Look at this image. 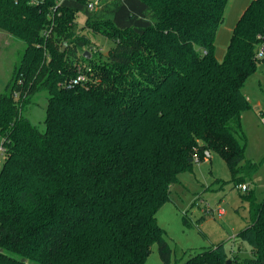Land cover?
Instances as JSON below:
<instances>
[{"label":"trees","instance_id":"obj_1","mask_svg":"<svg viewBox=\"0 0 264 264\" xmlns=\"http://www.w3.org/2000/svg\"><path fill=\"white\" fill-rule=\"evenodd\" d=\"M36 1L0 0V29L25 44L0 93V264H145L155 244L171 264L157 214L190 160L218 154L238 189L257 171L241 120L262 59L264 0L240 16L223 60L216 41L229 0H96L93 10ZM80 13L113 41L105 57L76 28ZM79 67L88 82L67 87ZM42 93L43 131L23 111ZM243 197L238 237L252 257L219 244L184 264H264V199Z\"/></svg>","mask_w":264,"mask_h":264},{"label":"rangeland","instance_id":"obj_2","mask_svg":"<svg viewBox=\"0 0 264 264\" xmlns=\"http://www.w3.org/2000/svg\"><path fill=\"white\" fill-rule=\"evenodd\" d=\"M227 13V12H226ZM226 22L221 27L216 41L217 58L223 60L226 43L220 35L228 28ZM76 28L88 35L105 57L114 46L113 41L105 39L97 32L93 34L86 28L87 17L80 13L76 18ZM106 32L115 34L111 28ZM61 42L58 43V45ZM25 44L14 34L0 29V93L4 92L11 74L22 53ZM94 81V80H93ZM92 81V82H93ZM244 94L252 109L242 115V130L247 138L246 159L257 165L254 175L245 181L256 196L264 199V57L258 70L247 82ZM47 95L42 93L23 109L24 114L40 130H45ZM3 140L0 137V147ZM0 160L4 155L0 153ZM193 162L192 170L179 176L180 183L172 189L170 201L164 204L158 214V225L164 232V239L173 250L171 264H184L193 252L207 250L219 244L235 253L240 260L252 257V248L238 236L247 226L249 203L244 199L245 192H240L233 184V177L225 160L218 154H212L211 161ZM223 209L224 217L205 213ZM145 264H163L158 246L153 245Z\"/></svg>","mask_w":264,"mask_h":264},{"label":"built area","instance_id":"obj_3","mask_svg":"<svg viewBox=\"0 0 264 264\" xmlns=\"http://www.w3.org/2000/svg\"><path fill=\"white\" fill-rule=\"evenodd\" d=\"M86 1L88 2V8L90 10H93L95 8V6H96L97 1L96 0H86ZM31 3L32 4H37V3H39V1L32 0ZM257 56H258V58H263L264 57V46H262L259 49V52H258ZM78 70H79L78 75L75 78H73L72 80H70V81H68L66 83L67 87H72V86H74L76 84H80V83L83 84V83L88 82L87 73L82 72L80 67L78 68ZM88 72H91V69H89ZM263 122H264V119H263ZM0 153L4 155V150H3L2 146L0 147ZM211 158H212V154L210 152L206 151L204 153V161H208ZM193 161H196L197 163L201 162L200 159L197 156H195L193 158ZM2 163L3 162L0 160V167H1ZM239 189L241 190V192H246V191L249 190V186L247 184H242V185L239 186ZM205 213L212 214L213 216L219 215L220 217H224L226 215V212L223 209H218L216 211L215 210L213 211V210L210 209V210H206Z\"/></svg>","mask_w":264,"mask_h":264},{"label":"crops","instance_id":"obj_4","mask_svg":"<svg viewBox=\"0 0 264 264\" xmlns=\"http://www.w3.org/2000/svg\"><path fill=\"white\" fill-rule=\"evenodd\" d=\"M250 2H251V0H229L228 5L226 7V11H225V14H227V21H228L229 26L227 29L224 28L223 31H221V33H220V35H222L223 42L226 43V46L228 45L229 39H230L231 34L233 32V28L235 27L238 19L243 14V12L245 11V9L247 8V6L249 5ZM225 22H226V17H225L224 24H225ZM224 24H223V26H224ZM218 38H219V34H218ZM211 159H210V161H211ZM207 162H209V161H207ZM234 255H235V253H234Z\"/></svg>","mask_w":264,"mask_h":264},{"label":"water","instance_id":"obj_5","mask_svg":"<svg viewBox=\"0 0 264 264\" xmlns=\"http://www.w3.org/2000/svg\"><path fill=\"white\" fill-rule=\"evenodd\" d=\"M87 57H90V56L87 55ZM192 161H193V160L191 159L190 162H192ZM227 264H232V263H231V260H228V261H227Z\"/></svg>","mask_w":264,"mask_h":264},{"label":"bare ground","instance_id":"obj_6","mask_svg":"<svg viewBox=\"0 0 264 264\" xmlns=\"http://www.w3.org/2000/svg\"><path fill=\"white\" fill-rule=\"evenodd\" d=\"M212 210V209H211Z\"/></svg>","mask_w":264,"mask_h":264}]
</instances>
